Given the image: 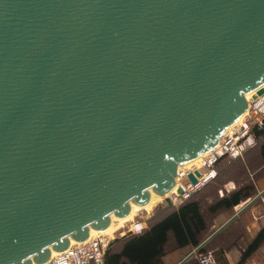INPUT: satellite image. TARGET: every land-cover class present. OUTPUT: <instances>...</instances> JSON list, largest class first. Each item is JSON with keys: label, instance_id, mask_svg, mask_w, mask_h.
<instances>
[{"label": "water", "instance_id": "95a60500", "mask_svg": "<svg viewBox=\"0 0 264 264\" xmlns=\"http://www.w3.org/2000/svg\"><path fill=\"white\" fill-rule=\"evenodd\" d=\"M263 86L264 0H0V264L173 192Z\"/></svg>", "mask_w": 264, "mask_h": 264}, {"label": "trees", "instance_id": "16d2710c", "mask_svg": "<svg viewBox=\"0 0 264 264\" xmlns=\"http://www.w3.org/2000/svg\"><path fill=\"white\" fill-rule=\"evenodd\" d=\"M256 137V148L250 150L243 159L221 161L217 166L216 180L178 210L172 206L162 208L148 221V228L144 232L117 238L106 251L104 264H161L162 257L172 244L179 249H198L197 256L211 253L208 244L218 231L211 233V218L221 214L233 215V209L255 198L261 190L260 184L264 183V129L256 133ZM227 161L233 164L225 171L231 173L229 176L222 174L219 169ZM229 182H234L237 188L234 192L226 193L224 186ZM222 192L223 197L220 194ZM231 219L224 228L233 221ZM263 241L264 229L254 240L248 254L257 250Z\"/></svg>", "mask_w": 264, "mask_h": 264}, {"label": "built area", "instance_id": "2783aa9c", "mask_svg": "<svg viewBox=\"0 0 264 264\" xmlns=\"http://www.w3.org/2000/svg\"><path fill=\"white\" fill-rule=\"evenodd\" d=\"M254 94L255 92L247 99L249 103L248 110L244 116L237 124L226 131L218 146L203 156L198 166L189 169L186 167L178 169L176 188L170 195H167L169 197H165L171 202L172 206L176 208L182 206L192 196L211 185L217 178V166L221 161L225 159L229 161L243 159L250 150L257 147L256 133L264 129V93L256 99L252 98ZM197 172L200 174L199 177L196 176ZM191 175L196 179L195 184L191 183L189 179ZM178 190H181L182 193L179 194ZM252 201H259L264 206V190L246 205ZM263 217L264 210L261 215L255 216V219L260 220ZM125 225L126 227L114 231V236L99 235L89 238L86 242L72 244L66 252L57 254V257L52 256L46 264H104L106 251L118 237L139 235L147 228L145 220H137L136 218L125 223ZM196 258L198 264H217L213 253L197 256Z\"/></svg>", "mask_w": 264, "mask_h": 264}, {"label": "crops", "instance_id": "0c3cea01", "mask_svg": "<svg viewBox=\"0 0 264 264\" xmlns=\"http://www.w3.org/2000/svg\"><path fill=\"white\" fill-rule=\"evenodd\" d=\"M236 188L237 185L234 182H229L224 186L226 193L234 192ZM260 188L259 193L264 190V183L260 184ZM220 194L221 197L224 196V192ZM253 199L242 202L235 207L233 209V215L231 216L221 214L211 218L210 224L213 227L211 233L216 230L218 231L213 235L215 236L217 234L209 242L208 248L212 250L211 253L214 254L217 264H264V241L257 250L248 254L249 248L253 245L254 240L264 229V217L260 220L255 219V216L261 215L264 210V206L259 201H256L245 210L242 209ZM174 209L178 210L179 207H174ZM231 217L233 221L224 228L229 222L227 224L225 223ZM151 218L146 221L147 228L148 221ZM193 253H195L194 248L186 247L179 249L172 244L171 248L162 257L161 264H198L197 255L196 253L193 255Z\"/></svg>", "mask_w": 264, "mask_h": 264}, {"label": "bare ground", "instance_id": "6f19581e", "mask_svg": "<svg viewBox=\"0 0 264 264\" xmlns=\"http://www.w3.org/2000/svg\"><path fill=\"white\" fill-rule=\"evenodd\" d=\"M250 98V96L247 98V99H249ZM232 128V127H231ZM230 128V129H231ZM202 158L203 157H201V158H199V159H197V160H195V161H193L192 163H190V164H188L187 166H185L187 169H189V168H191V167H193V166H198L199 165V163H201V160H202ZM168 195H170V194H168ZM166 198L167 197H169V196H165ZM165 197H159V196H157V197H155L154 199H152L150 202H149V204L147 205V206H145L144 208H138V209H136L135 211H133V212H131V214H130V216L128 217V218H126V219H119L118 221H116V222H114V223H112L111 224V227L106 231V232H102V233H100V232H95V233H93V234H91V236H90V238H94V237H97V236H106V235H110L111 233H113L115 230H116V228L117 227H122L123 226V224L124 223H127V222H129V221H131L132 219H134L136 216H137V214L139 213V212H141V211H150V210H152L158 203H160L161 201H163V199L165 198ZM165 198V199H166ZM113 235V234H112ZM74 244H76V243H74ZM73 244V245H74ZM53 257H57L58 255L55 253V254H53L52 255Z\"/></svg>", "mask_w": 264, "mask_h": 264}, {"label": "rangeland", "instance_id": "374dc122", "mask_svg": "<svg viewBox=\"0 0 264 264\" xmlns=\"http://www.w3.org/2000/svg\"><path fill=\"white\" fill-rule=\"evenodd\" d=\"M229 162H232V161H229ZM231 165H233V164H228V161L227 162H225L224 164H223V166H221V167H219V169H221V173L222 174H226V175H231V173H229V172H227V173H225V171H226V169L228 168V167H230ZM229 170H232L231 168L229 169ZM165 198L163 199V201H161L160 203H158L152 210H150V211H141V212H139L138 214H137V218H139V219H142V220H148L150 217H152L157 211H159L160 209H162V208H164V207H167L166 206V204H165ZM135 217V218H136ZM128 223V222H127ZM123 228L124 227H126V225H125V223L123 224V226H122ZM121 228V227H120ZM119 227H117L116 228V230L117 229H120ZM115 230V231H116ZM113 234V236H114V233H111L110 235H112ZM118 237V236H117ZM119 238V237H118Z\"/></svg>", "mask_w": 264, "mask_h": 264}]
</instances>
